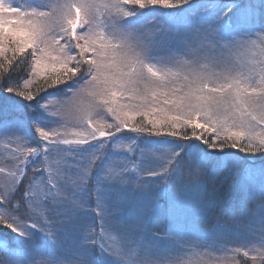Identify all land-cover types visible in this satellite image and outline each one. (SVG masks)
Here are the masks:
<instances>
[{
  "label": "snow or ice",
  "instance_id": "obj_1",
  "mask_svg": "<svg viewBox=\"0 0 264 264\" xmlns=\"http://www.w3.org/2000/svg\"><path fill=\"white\" fill-rule=\"evenodd\" d=\"M0 139V264H264V0H0Z\"/></svg>",
  "mask_w": 264,
  "mask_h": 264
},
{
  "label": "rangeland",
  "instance_id": "obj_2",
  "mask_svg": "<svg viewBox=\"0 0 264 264\" xmlns=\"http://www.w3.org/2000/svg\"><path fill=\"white\" fill-rule=\"evenodd\" d=\"M200 1V0H199ZM201 5L207 3V0L203 1V2H199ZM100 22H101V29L102 30V24H103V21L105 19V17L103 15L100 16ZM232 58L235 59L237 53H232ZM58 99H64V97H60ZM126 144L128 142H125ZM17 149V145L14 144V143H6L4 142V140L0 139V166H7L9 165L11 162H12V154L13 152ZM139 154H140V150L138 148H135L133 146V152H130L128 153V167L129 168H132L133 164L134 163H138L139 161ZM145 156L146 158L148 157V153L146 152L145 153ZM120 161L118 160L117 163H119ZM143 166V165H142ZM0 175H3V174H0ZM254 204V203H253ZM255 208V204L254 206L251 208L253 209ZM93 215H95V213H93ZM235 217L238 219V220H243V219H247L246 215L244 212H240L238 214H235ZM237 219H233L232 217V222H229V221H221L222 223H227L228 225V228L229 229H232L233 231L229 233V236L232 237L233 241H239L241 239H244L246 237V233H244L243 231H240V232H236V229H235V226H236V223H237ZM221 220V219H220ZM217 221H215L214 224H212L211 227L209 228H205V227H202L199 225L200 229L202 231H211L214 227V225L216 224ZM229 246H232L231 244ZM216 255H219V253H216ZM237 259H249V258H245L242 256V254L240 256L237 257ZM250 263H251V260L249 259Z\"/></svg>",
  "mask_w": 264,
  "mask_h": 264
},
{
  "label": "trees",
  "instance_id": "obj_3",
  "mask_svg": "<svg viewBox=\"0 0 264 264\" xmlns=\"http://www.w3.org/2000/svg\"><path fill=\"white\" fill-rule=\"evenodd\" d=\"M203 1H205V0H200V1L198 0V2H203ZM17 2H22V0H17ZM236 213H239V211ZM231 214L233 215V213L229 212L228 214H226L222 217L229 216ZM217 218H221L218 210L216 212H214L212 215H210V219H208L207 222L214 223L215 219H217ZM249 264H251L250 261H249Z\"/></svg>",
  "mask_w": 264,
  "mask_h": 264
}]
</instances>
